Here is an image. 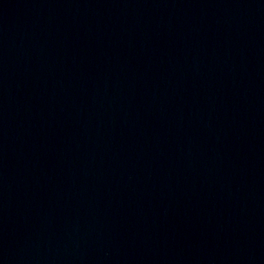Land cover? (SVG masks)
<instances>
[{"label":"water","instance_id":"1","mask_svg":"<svg viewBox=\"0 0 264 264\" xmlns=\"http://www.w3.org/2000/svg\"><path fill=\"white\" fill-rule=\"evenodd\" d=\"M0 264H264V0H0Z\"/></svg>","mask_w":264,"mask_h":264}]
</instances>
